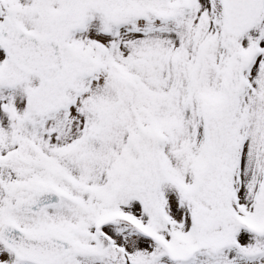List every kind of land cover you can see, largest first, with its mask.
<instances>
[{"label":"snow or ice","instance_id":"6c2138e0","mask_svg":"<svg viewBox=\"0 0 264 264\" xmlns=\"http://www.w3.org/2000/svg\"><path fill=\"white\" fill-rule=\"evenodd\" d=\"M0 264H264V0H0Z\"/></svg>","mask_w":264,"mask_h":264}]
</instances>
